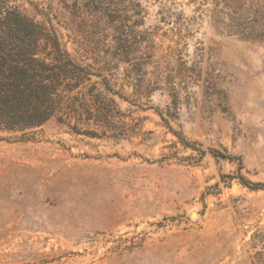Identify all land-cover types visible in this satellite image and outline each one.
I'll return each instance as SVG.
<instances>
[{"label":"rangeland","instance_id":"374dc122","mask_svg":"<svg viewBox=\"0 0 264 264\" xmlns=\"http://www.w3.org/2000/svg\"><path fill=\"white\" fill-rule=\"evenodd\" d=\"M12 5L89 79L0 133V264H264V0Z\"/></svg>","mask_w":264,"mask_h":264},{"label":"trees","instance_id":"16d2710c","mask_svg":"<svg viewBox=\"0 0 264 264\" xmlns=\"http://www.w3.org/2000/svg\"><path fill=\"white\" fill-rule=\"evenodd\" d=\"M13 2L0 0V133L39 128L58 114L70 117L77 94L83 95L78 89L89 79L86 68L63 49L58 34L31 21ZM239 183L264 190V184L242 175Z\"/></svg>","mask_w":264,"mask_h":264}]
</instances>
